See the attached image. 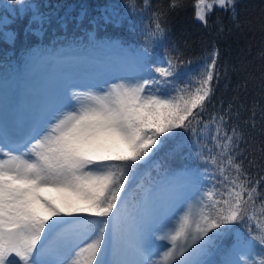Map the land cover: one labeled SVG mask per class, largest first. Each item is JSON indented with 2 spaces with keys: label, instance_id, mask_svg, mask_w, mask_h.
Listing matches in <instances>:
<instances>
[{
  "label": "snow or ice",
  "instance_id": "obj_1",
  "mask_svg": "<svg viewBox=\"0 0 264 264\" xmlns=\"http://www.w3.org/2000/svg\"><path fill=\"white\" fill-rule=\"evenodd\" d=\"M235 3L196 0L195 18L207 26L208 13L219 7L235 19ZM179 4L169 0L168 7ZM154 16L151 40L166 32V13ZM134 63L137 75L58 96L18 138L0 125V264H214L213 254L223 256L220 264H256L257 244L264 254V200L256 210L264 175L252 171L264 172V143L249 151L243 129L228 127L243 105L202 119L227 75L219 71V51L176 86L170 78L179 75V57L149 67L145 47ZM255 116L253 106V127ZM178 129L198 139L212 130L216 173L207 191L190 195L167 173L157 180L143 175ZM244 224L250 239L234 227ZM229 235L235 240L225 248Z\"/></svg>",
  "mask_w": 264,
  "mask_h": 264
},
{
  "label": "trees",
  "instance_id": "obj_2",
  "mask_svg": "<svg viewBox=\"0 0 264 264\" xmlns=\"http://www.w3.org/2000/svg\"><path fill=\"white\" fill-rule=\"evenodd\" d=\"M134 3L133 9L130 0H0V72H8L6 66L16 50L23 57L24 67L19 69L20 73L24 70L26 74L28 70L35 73L43 54L48 51L60 54L97 50L100 53L108 42H117L137 54L147 47L149 67L166 65L168 58L179 57L183 61L179 75L170 78L176 86L194 76L216 49L219 71L227 70V75L222 76L216 86L202 119L210 121L214 113H222L229 104H233V111L243 105L240 117L234 118L228 127L239 125L243 129L249 139V151L261 147L264 143V119L261 118L264 110V0H236L235 19L231 9L215 7L208 13L207 26L195 18L196 0H180L174 10L169 9V0H134ZM157 12L166 13V32L163 37L151 40L148 34ZM7 30L9 36L10 32L13 35L10 42ZM9 54H12L10 58ZM211 131L204 129L199 139V133L194 135L179 129L170 134L151 162L144 166L145 179L157 180L180 167L202 164L201 170L208 175L204 191L212 188L216 167L211 162L215 154ZM260 157L261 153L256 151L258 161ZM252 171L256 178L264 175L259 168ZM259 191L262 195L257 198V211L264 200V182ZM234 227L246 239L251 238L246 224ZM251 227L255 232V223ZM234 239L235 235L225 237L222 246L230 247ZM219 255L213 254L209 259L214 262ZM254 257L258 264L264 261L259 244Z\"/></svg>",
  "mask_w": 264,
  "mask_h": 264
},
{
  "label": "rangeland",
  "instance_id": "obj_3",
  "mask_svg": "<svg viewBox=\"0 0 264 264\" xmlns=\"http://www.w3.org/2000/svg\"><path fill=\"white\" fill-rule=\"evenodd\" d=\"M208 2H211V0H208ZM7 39L9 42L12 39L11 34L10 36L8 34V30ZM103 51L102 59H97L94 56H75L74 59L69 61L43 62L39 69L35 71L36 75L31 81V91L24 94H18V90H15V80L13 78L5 80L0 73V125L7 128L13 139L18 138L23 135L29 124L37 116L57 101L58 96H71L73 92L79 91H95L96 87L94 86L103 88L106 86L105 81L118 82L120 78L138 74L134 63L137 53L134 49H119L118 46L108 45ZM10 56L12 54H9L8 58ZM14 59L15 55L12 56L11 62ZM32 59L36 60L35 57ZM11 62L9 65H11ZM21 64H24L23 59H21ZM7 67L8 65L6 70ZM28 67L31 68L30 65ZM35 73L28 70L26 75L31 78ZM201 165L197 167V170L194 168H191L192 171L182 170L169 176V178L182 183L188 194H199L204 191V184L207 179L205 173L201 170ZM199 168L201 171H199ZM42 195L49 198H58V194L54 192H44ZM153 243L159 244L161 242L153 238ZM240 258L242 259V257ZM102 259L108 261L111 257L108 255L102 257ZM222 259L223 256H221L219 264ZM254 259L258 264V260L255 257Z\"/></svg>",
  "mask_w": 264,
  "mask_h": 264
}]
</instances>
